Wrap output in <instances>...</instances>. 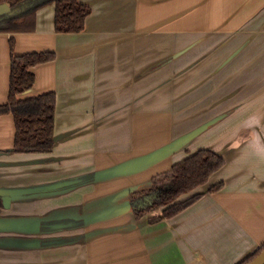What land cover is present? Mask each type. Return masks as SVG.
<instances>
[{"label":"crops","instance_id":"crops-1","mask_svg":"<svg viewBox=\"0 0 264 264\" xmlns=\"http://www.w3.org/2000/svg\"><path fill=\"white\" fill-rule=\"evenodd\" d=\"M79 2L80 32L55 2L0 32V105L12 42L54 53L25 97L57 95L51 151H14L0 114V264H238L264 243V0ZM203 147L225 164L181 199L202 196L137 218L130 193Z\"/></svg>","mask_w":264,"mask_h":264},{"label":"trees","instance_id":"trees-1","mask_svg":"<svg viewBox=\"0 0 264 264\" xmlns=\"http://www.w3.org/2000/svg\"><path fill=\"white\" fill-rule=\"evenodd\" d=\"M9 2L18 11L14 15H0V32L30 31L35 27L36 13L49 2H55V28L58 32H80L91 9L79 0H0ZM10 92L8 102L0 105V114L12 113L15 120L16 152L51 151L55 137V110L57 95L49 91L26 96L35 84L32 68L54 58V53L26 52L16 54L11 43ZM225 164L224 157L209 148H199L176 161L168 170L152 177L150 188L130 193V203L137 218L151 213L150 221L172 218L202 196L196 192L181 199L206 184L212 174ZM223 182L212 185L210 192L221 189ZM0 196V204H1ZM161 209V213L155 210ZM264 248V243L244 257L238 264L252 260Z\"/></svg>","mask_w":264,"mask_h":264},{"label":"water","instance_id":"water-1","mask_svg":"<svg viewBox=\"0 0 264 264\" xmlns=\"http://www.w3.org/2000/svg\"><path fill=\"white\" fill-rule=\"evenodd\" d=\"M17 11L18 9L12 8L9 2L0 3V15H4V14L14 15ZM8 201H9V196L4 197V203L6 205L8 204ZM247 255H245V257ZM245 264H264V248L252 260H250Z\"/></svg>","mask_w":264,"mask_h":264},{"label":"rangeland","instance_id":"rangeland-1","mask_svg":"<svg viewBox=\"0 0 264 264\" xmlns=\"http://www.w3.org/2000/svg\"><path fill=\"white\" fill-rule=\"evenodd\" d=\"M135 191H141V190H135ZM155 213H161V209L155 210ZM150 215H151V213H150Z\"/></svg>","mask_w":264,"mask_h":264}]
</instances>
